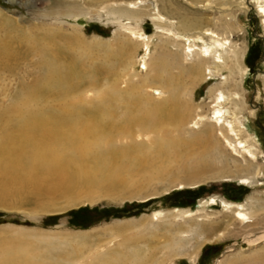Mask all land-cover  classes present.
<instances>
[{
    "label": "bare ground",
    "instance_id": "obj_1",
    "mask_svg": "<svg viewBox=\"0 0 264 264\" xmlns=\"http://www.w3.org/2000/svg\"><path fill=\"white\" fill-rule=\"evenodd\" d=\"M137 1L129 0L128 6L112 10L133 21L127 28V41L118 42L121 57L132 56L139 48L131 37L144 40L142 66L145 74L139 77L129 69L135 61L132 57L126 68L119 70L116 79L100 86L99 77L105 76L110 80L107 75L114 70V65L107 56L101 59L90 55L87 56L89 69L81 68L76 54L81 56L83 50L80 52L75 46L85 49L87 43H84L83 34L77 31L76 36L71 37L74 46L67 48L58 47L50 39L38 41L31 36L25 40L33 49L31 52L38 53L39 70L30 81L21 83L18 96L0 107V195L22 196L28 193L38 198L52 195L57 192V187L63 192L80 190L93 193V196L107 190L116 193L118 186L138 172L137 166L143 168L148 164V157L161 158L158 147L144 151L145 147L137 142L128 152L127 148L115 147L116 137L133 138L141 132L162 133L156 143L168 142L166 148L171 147L169 154H174L176 164L179 160H186L189 166L202 168L213 162V151L218 146L222 147L216 134L220 130L227 144L248 159L243 170L246 175L239 176V181L249 185L254 183L248 175L253 171L256 174L261 172L254 164L257 149L247 139H234L241 131L237 130L241 112L248 108L255 111L247 106L242 91L248 72L247 51L245 43L236 46L229 37L231 32L242 28L235 21L236 12H246L248 0L243 3L228 0L233 4L222 6V14L216 20L201 14L200 10L192 14L182 12L184 8L176 6L172 0H159L164 5L152 12L145 7H136ZM192 1L197 9L200 6L202 9L211 8L205 3L207 0ZM251 1L264 29V0ZM78 8L74 5L69 10ZM147 16L166 38L165 45H159L153 56L150 54V39L143 37L144 34L134 26L142 25ZM170 44L181 47L180 55L168 46ZM14 47L10 41H0V64L6 68L18 53ZM71 50L77 51L75 55L67 54ZM94 57L101 59L103 67L94 63ZM225 70L229 76L209 92L211 103L194 105L191 93L195 84H199L207 73L217 77ZM126 77L130 79L122 88ZM87 83L90 84L86 89L88 93L85 91L87 94L83 95L81 84ZM5 89L2 87L3 92ZM206 106L208 110H205ZM119 108L127 110L116 114ZM190 123L203 126L188 130L191 133L189 139L173 137L174 130L180 134L189 129ZM215 134L217 137L214 138ZM185 147L188 152L182 155ZM130 165L132 170L128 171ZM223 176L228 178L232 174L222 173L218 178ZM111 188L115 189L111 191ZM88 199L94 201L93 198ZM254 201L257 202L248 208L247 205ZM260 201L261 197L256 195L240 202L224 198L220 200V211L207 212L203 204L195 214L190 209L177 207L155 210L149 217H162L165 223L161 235L159 232L162 230L157 225L152 228L151 235L158 240L155 244L137 243L128 250L99 246L88 255H78L79 250H75L66 261L43 257V262L38 258V250L30 253L23 249L2 252L0 264H174L179 255H186L195 264L205 240L211 242L238 235L244 237L248 247L237 248L233 243L226 251L231 253L223 255L215 264H264V230L254 231L264 223V206ZM205 203L219 205L217 197H211ZM223 225L224 230L215 231L216 227ZM208 226L212 228L206 230ZM193 239L198 240L196 244Z\"/></svg>",
    "mask_w": 264,
    "mask_h": 264
},
{
    "label": "rangeland",
    "instance_id": "obj_2",
    "mask_svg": "<svg viewBox=\"0 0 264 264\" xmlns=\"http://www.w3.org/2000/svg\"><path fill=\"white\" fill-rule=\"evenodd\" d=\"M172 1L176 6L184 8L182 12L192 14L200 10L201 14H206L215 20L222 14V6L233 4L228 0H207L205 3L211 8L202 9L200 6L197 9L192 0ZM240 1L243 3L247 0ZM128 2L129 0H0V41L12 42L16 52L18 51L17 55L10 60L11 66L6 68L0 64V107L5 102L8 103L14 99V96H18L17 90L21 83L26 80L30 81L39 70L38 53L31 52L33 49L29 48L25 42L31 36L36 37L38 41L39 39H50L58 47L67 48L74 46L71 37L76 36L75 31L82 33L84 43H87L85 49H81L78 45L75 46L80 52L83 50L81 56L76 54L77 58H80L81 68L89 69L87 56L90 55L101 59L107 56L111 65H114V70L107 75L110 80L105 79V76L99 77L100 86L116 79L119 70L126 68V64L132 57L135 61L129 69L134 71L137 77L145 74L142 66V57L145 54L144 40L131 37L139 47L132 56L121 57L119 52L118 42L126 40V36L129 35L127 28L131 27L133 21L117 14L112 9L124 8L128 6ZM248 2L249 9L246 12H236L235 21L242 28L231 32L229 37H232L231 40L236 46L245 43L247 51L245 61L248 65V72L244 77L242 91H244L247 106H251L255 111L248 108L243 111L244 113L241 112L240 123L237 124V130L241 131H238L234 139H247L257 149L254 164L256 169H261V172L256 174L253 171L248 175L254 183L249 185L239 181V176L246 175L243 170L248 164L246 163L248 159L236 153L227 144L220 130H217L216 134L222 147L218 146L213 151V162L202 168L189 166L186 160H179L176 164L173 159L174 154H169L171 147L166 148L168 142L163 141L160 145L156 143V139L159 135L162 136V133L142 134L141 132L133 138L118 136L114 143L117 148H127L128 152L129 148L137 142L145 147L144 151L160 148L164 158L162 155V159L148 157V164L143 168L137 166L138 172L129 177L125 184L118 186L116 193H109L107 190L93 196V193L89 194L80 190L63 192L62 188L57 187V192L52 195L38 198L28 193L22 196H2L1 194L0 257L5 252L24 249L30 253L38 250L40 253L38 258L42 262L46 257L51 260L58 258L66 261L75 250H79L78 255H88L91 250L99 246L128 250L137 243L143 245L144 242L151 244L158 242L151 235L152 228L157 225L162 230L159 234L161 232L163 234L165 223L162 217L157 219L149 217L155 210L177 207L190 209L195 214L198 209L206 207L207 212H216L222 209L221 199L240 202L245 201L250 195L261 197L260 202L264 206V29L254 3L251 0ZM136 4H138L136 7H145L150 12L164 5L159 0H138ZM74 5L79 7L78 10H69V7ZM134 26L144 34L143 37L150 39L151 56L156 53L157 48L159 49V45H165L164 33L156 28L150 17L147 16L142 25ZM168 46L180 55L179 45L170 44ZM112 47L114 50H109ZM76 52V50H71L67 54L75 55ZM101 59L94 57V63L99 67H103ZM225 76H229L226 70L219 73L217 77L209 76L207 73L199 84H195L191 93L194 105L204 106L211 103L212 98L209 94L211 88L218 86L220 81H224ZM129 79L130 77L123 79L122 88L126 87V81ZM81 85L83 95L87 94L86 89L90 84ZM156 85L159 84L156 82ZM2 87L6 88L4 92ZM225 93L227 94L226 90ZM155 96L163 98L162 95L155 94ZM208 109L209 107L206 106L205 110ZM125 110L119 108V113L116 112V114H121ZM192 125L194 124L190 123L189 129H185L187 132L183 130L180 134L174 130L173 137L190 138L191 133L188 130H197L198 127L203 126L202 124ZM216 134L214 138L217 137ZM214 138L211 140L213 147L216 146ZM187 152V148L181 151L182 155ZM128 169L131 171L132 166L130 165ZM227 172H230L232 176L218 178L222 173ZM195 181H198L197 184L194 183ZM177 182H182V184L176 185ZM211 197H217L219 205L205 203ZM88 198H93L94 201ZM256 202L250 203L247 207L250 208V205ZM223 216L225 220H228L226 215ZM179 220L182 221V219ZM211 228L208 226L206 230ZM224 228L225 225L216 227L215 231L218 229L221 231ZM254 229H256L255 232L264 230V223ZM197 241L193 239L192 242L196 244ZM233 243H236L237 248L239 246L248 247L242 235L228 236L219 240L213 239L211 242L205 240L195 264H215L217 260L224 257L223 255L231 253L226 251ZM175 261L174 264H192L186 255L177 256Z\"/></svg>",
    "mask_w": 264,
    "mask_h": 264
}]
</instances>
